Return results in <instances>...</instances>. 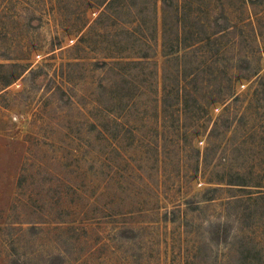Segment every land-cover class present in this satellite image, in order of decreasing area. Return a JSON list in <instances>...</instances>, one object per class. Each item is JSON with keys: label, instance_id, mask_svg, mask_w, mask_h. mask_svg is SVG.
<instances>
[{"label": "rangeland", "instance_id": "1", "mask_svg": "<svg viewBox=\"0 0 264 264\" xmlns=\"http://www.w3.org/2000/svg\"><path fill=\"white\" fill-rule=\"evenodd\" d=\"M176 1L0 0V264H264V0Z\"/></svg>", "mask_w": 264, "mask_h": 264}, {"label": "trees", "instance_id": "2", "mask_svg": "<svg viewBox=\"0 0 264 264\" xmlns=\"http://www.w3.org/2000/svg\"><path fill=\"white\" fill-rule=\"evenodd\" d=\"M160 1H161V9H162L161 14H162V21H163L162 22V29H164V26H165V18H164L165 14H163V12L167 11V9H163L162 8L163 4H165V7L167 6V7H170L172 9L173 15L175 17V21L173 22V26L175 28V31H174L175 37H178L179 34H181L182 30L184 31V33L189 35L190 32L187 31V28L185 26H182V28H181V26H180L181 25L180 22L183 21V18L185 16V12L183 10V6L185 5V4H183L184 1H182V4H181V2L179 3V8H178V2L176 0H175V3H173L172 6L164 3L163 0H160ZM162 39H163V36H162Z\"/></svg>", "mask_w": 264, "mask_h": 264}]
</instances>
